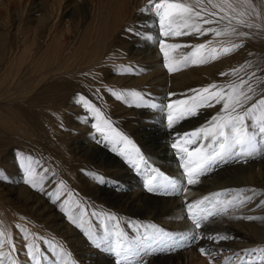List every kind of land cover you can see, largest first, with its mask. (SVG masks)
Returning a JSON list of instances; mask_svg holds the SVG:
<instances>
[{"label": "rangeland", "instance_id": "obj_1", "mask_svg": "<svg viewBox=\"0 0 264 264\" xmlns=\"http://www.w3.org/2000/svg\"><path fill=\"white\" fill-rule=\"evenodd\" d=\"M252 3L255 6V12L251 8L236 4L237 12L231 13L240 19L238 14L244 11L245 16L242 18L252 23L254 25L252 28L239 26L236 20H232L231 24L224 20L219 24L202 25V30L207 28L223 30L225 27L230 30L231 27H236L238 31L248 33L246 37L236 34L215 36L214 33L200 36L194 33L167 38L166 43L191 46L205 44L206 50L241 45L233 52L219 55L217 59L207 63L189 64L178 71L169 73L164 67V57L158 43L160 39L165 38L159 35L160 30L155 16L153 15L149 21H139L141 15H145L140 10L148 4V0H0V115L9 121L8 126L0 124V230H5L6 234L11 235L13 241L20 240L19 242L23 245L32 240L31 235L39 238L47 234L53 238L59 235L42 224L43 220L31 213L25 205V199L30 193L43 197L48 204H54V211L63 217H67L62 210L64 196H67L73 204L82 202V206L86 205L89 212L95 210L94 199L86 192V184L96 171L85 165L84 156L81 153H74L72 145L85 140L87 135L102 136V138L104 135L98 133L93 127L97 121L92 111L85 108L83 103H77L81 95L89 101L92 108L100 110L101 115L116 131L123 134L125 132L124 135L140 149L147 162L153 164L152 155H146L142 151V144L134 139L133 134L122 131V127L126 128V120L134 115L131 111L136 107L130 106L124 100H118L112 94L113 91L120 93L125 90H136L152 99V95L157 94L160 89L170 86L176 89L171 97L172 100H176L191 98L198 90L209 85H228L231 82L238 84L241 77L247 80L252 72L264 80V0H252ZM204 5L215 11L207 0H204ZM255 25L260 27L257 28ZM130 26L136 28L138 35L129 34L126 31ZM146 36L152 37L151 51L148 53L143 48L146 47L143 43L148 40ZM139 48H143V51ZM168 51L170 57L179 58L183 54H190L193 48L183 47L178 51L171 49ZM108 53L111 55L110 58H115L117 61L113 60L115 62L113 67L102 64L103 55ZM249 64L251 67L248 66ZM129 67L133 69V73L126 74ZM242 67L243 70L236 75H221V73H232ZM95 68L99 71L94 73ZM54 75L72 77L74 83L70 84L72 89L66 87V92L63 91L62 95H57L52 102H49L42 95L51 93L49 82L57 79L56 76V79L53 78ZM114 75H117L119 79ZM78 81L79 83L85 81V84L76 86L75 83ZM253 83L255 84V78ZM262 89L264 84L257 89V94L250 103L260 98ZM27 97L30 98L32 106L22 104ZM151 101L158 105L167 104L169 96L158 101ZM221 107L222 105L201 107L199 114L195 117L200 121H196L191 129L195 130L204 126L210 120L209 117L218 113ZM107 115H113L115 121ZM161 115L165 116L163 112ZM121 116L123 117L120 118ZM115 122H119L120 125L116 127L113 124ZM190 123L188 120L185 121V125ZM109 133L106 128L105 134L109 135ZM184 133L188 132L184 131ZM261 147L264 148V145ZM20 153L32 156L49 170L45 176L44 190L33 189L23 183V179L20 178L24 177L23 170L17 160ZM177 163L179 164V161ZM240 163L252 164L249 170L262 182V185L256 191V199L247 207L237 210L240 216L235 217L245 216L242 212L249 211L251 215L260 218L252 220V223L249 220L243 219V222L242 218L234 217L226 218V222H221L225 225L238 221L249 222V225H243L241 231L247 232L252 237L235 233V238L232 240L242 245L241 249L264 247V242L258 241L264 239V206L260 205V201L264 200V151L246 163ZM227 166L221 164L210 171L208 175L201 178L198 185L191 187L190 191H194L196 187H202L204 183L212 185L223 177L226 178L227 175L222 170H225ZM234 176L235 180L241 178L240 174ZM101 177L105 183L111 179L108 171H105ZM142 177L144 178L143 174ZM246 178L247 176L242 179ZM61 181L64 183L62 190L64 196L53 203L45 193L55 192ZM203 194L206 195V193ZM203 194L201 196H204ZM180 196L177 195L175 198ZM74 214H78V209H74ZM227 221L230 222L227 223ZM122 222L124 223L121 227L133 234V227H125V222L132 225L129 220L125 218ZM218 222L219 220H215L203 227L201 231L206 230L205 233L208 235L211 233L215 235L220 231L219 234L223 232L222 235L226 236L224 229H212ZM70 226L76 230V227ZM185 228L182 235L175 236L176 244L184 241L179 239L181 236L189 231H195L188 219ZM79 232H81L80 237L87 239L82 231ZM206 239L205 236L204 240ZM199 240L204 241L197 239ZM199 248L198 245L188 243L184 250L189 261L176 260L173 264H192L190 258L192 254L205 257L204 264H209L210 257L202 255ZM47 253L55 254V251L49 249ZM232 254L223 259L216 255L212 258L213 264H225L226 258ZM143 255L145 256L142 254V257ZM70 256L72 254L66 257ZM149 256L146 254V258ZM169 256L170 253L161 251V254L156 257L144 261L146 264H171L173 261L170 262ZM174 256L171 255V257ZM60 258L53 256L56 261Z\"/></svg>", "mask_w": 264, "mask_h": 264}, {"label": "snow or ice", "instance_id": "obj_2", "mask_svg": "<svg viewBox=\"0 0 264 264\" xmlns=\"http://www.w3.org/2000/svg\"><path fill=\"white\" fill-rule=\"evenodd\" d=\"M207 3L215 11L207 8L204 5V0H148V4L140 10L142 14H151L156 18L160 30L159 35L165 38L160 39L158 43L164 57V67L169 73L178 71L181 67L189 64L207 63L217 59L219 55L233 52L241 45L206 50L205 44L191 46L166 43L167 38L194 33L200 36L207 33H214L215 36L231 34L240 37L248 36V33L238 31L236 27H231L230 30L227 27L223 30L219 28L202 30V25L219 24L224 20H227L229 24L232 20H236V24L239 26L254 27L252 23H248L242 18L245 16L244 11L239 12L240 19L231 15V13L237 12L236 4L251 8L255 12L252 0H207ZM255 27L259 28L260 25H255ZM126 31L129 34L138 35L134 26H130ZM146 38L152 39L151 36H146ZM183 47H192L193 51L190 54H183L179 58L170 57L169 49L178 51ZM248 66L251 67L250 64ZM242 70L243 67L232 73H221V75H236ZM128 73H133L131 67L126 70V74ZM253 78H255V84ZM261 84H264V80L252 72L247 80L241 77L238 84L209 85L198 90L196 95L191 98L172 100L171 97L174 94L170 93L169 102L159 105L152 102L150 97H145L140 91L112 92L118 100H124L130 106L160 110L165 114L166 127L170 130L184 120L197 116L201 107L222 105L220 111L213 115L204 126L188 133L173 135L170 147L175 150L183 179L166 175L162 171L150 167L140 149L127 136L116 131L111 123L101 115L100 110L92 108L83 95L79 97L77 103H83L85 108L92 111L94 119L97 121L93 127L98 133L104 135L107 142L113 145V150L120 146V155L124 156L138 172L144 175V188L147 192L166 196L184 195L190 191L191 187L198 185L202 177L208 175L219 165L230 161L246 163L264 151V148L261 147L264 145V89L261 90L260 98L254 103H250ZM106 128L111 135L105 134ZM17 160L23 170V183L33 189L43 190L45 176L49 170L30 155L25 156L20 153ZM141 164H143V168H141ZM96 179L101 184L105 182L102 177L98 176ZM63 188L64 183L61 181L55 192L45 194L55 203L61 199ZM255 199V189H249L247 192L240 189H224L195 200H189L186 197L184 202L186 218L191 222L195 231H189L179 239L195 241L207 236V239L216 243L229 239L219 233L208 235L201 229L213 223L218 217L234 215L237 210L247 207ZM260 205L264 206V200L260 201ZM74 209H78V214H74ZM62 210L68 220L79 228L97 249L102 248L116 258L115 264H133L134 261L135 264H146L142 254L146 255L156 251V246L161 248L176 246L177 237L169 235L154 224L148 225L144 229V234L137 237L130 231H125L121 227L119 218L115 215L95 210L89 212L86 205L82 206V202L73 204L70 200L65 199L62 201ZM234 218L252 221L260 217L246 215ZM125 227H134V225L125 222ZM97 229L102 235L98 233ZM140 230L137 229V231ZM23 231L26 232V230ZM25 238H28L27 234ZM36 239H33L31 243H26L24 247L31 264H43L46 257H41L42 249L37 246ZM44 243L54 249L57 256L61 257L56 261V264H64V259L70 253H66L63 246L56 243L55 240H44ZM5 244L8 245V252L0 251V264H15L16 257L13 255L16 252L15 243L10 234H6L5 230H0V249H3ZM199 251L202 255L210 257L209 264H213L212 258L215 257L216 252L206 250L204 247H200ZM137 257H141V259L136 261ZM225 264H264V247L241 249L234 252L226 258Z\"/></svg>", "mask_w": 264, "mask_h": 264}, {"label": "bare ground", "instance_id": "obj_3", "mask_svg": "<svg viewBox=\"0 0 264 264\" xmlns=\"http://www.w3.org/2000/svg\"><path fill=\"white\" fill-rule=\"evenodd\" d=\"M152 16L153 15L151 14L141 15L139 21H149L151 20ZM151 44L152 43L150 42V39H148L147 42L143 43V45L146 46L143 47L144 50H147L146 53L151 51ZM143 48L139 49H142L141 51H143ZM110 56L111 55L109 53L103 55V66L105 64H108L107 66L110 67L115 66L113 64H115V62L117 61H115V58H110ZM125 60L127 61L128 59ZM93 71L95 73L98 72L99 69L95 68L93 69ZM55 76L56 75H54L53 78L56 79L57 77V79L54 82H52V80L51 82H49L51 93L42 95V97L49 102H52L57 95H62L64 93L63 91L66 92L67 88L72 87L70 84L74 83V79L72 77L66 78L67 75L66 77L64 75H57L56 77ZM114 77L119 79L117 75H114ZM83 84H85V81H83L82 83L81 81L80 83L79 81L78 83H75L76 86H83ZM58 90H61V93L59 92L60 94L58 92V94L56 93V91ZM175 91L176 89L171 88L170 86L164 87L163 89H160L157 94L152 95L151 100L158 101L162 98H167L170 93H173ZM22 104L32 106L30 103V98L28 97ZM131 112L134 113V115L126 120V128L122 127V131L124 132L125 130L129 132L130 135L132 133L134 139L142 144V151L146 155H152L151 159L153 160V164L148 163V165L162 171L166 175L183 179L180 163L176 164V162H178V158L175 154V150H173L170 145L172 143L174 134H183L184 131L190 132L192 130L191 127L195 125V122L200 120L195 119L196 116H194L184 120L182 123L176 125L174 129L170 130L166 127L165 116H162L161 111H159L158 109L136 107V109L132 110ZM87 116H89V114ZM107 116L108 118L115 121L113 115ZM122 117L123 116H121L120 118ZM187 120L191 122L190 125H185V121ZM0 124L8 126L9 121L6 117L0 115ZM113 124L116 127L120 125L119 122H115ZM109 135H111V133H109ZM119 147L120 146H117L116 150H113V145L102 138V136L87 135V138L85 140L80 141L79 143H77V145H72V150H74V153H81L84 156L85 165L89 168H92L93 171H96V174L92 176L91 180H89L86 184V192L89 193L90 196H92V198L94 199L93 201L96 206L95 211L105 214H113L119 218L121 224L124 223L122 222V220L127 218L130 224L134 225L133 234L137 237L144 234V229L147 228V226L150 224H154L157 227L162 228L171 236L175 237L177 235H182L186 229L185 224L187 221L184 208L186 197L189 200H195L202 198L203 196H201V194L203 193L210 194L213 192L222 191L224 189H240L245 192H247V190L249 189H255L256 191H258L260 189L259 187L262 185V182L254 177L252 171L249 170L252 164H241L240 161H230L228 163H223L228 165L225 170H222L226 173L227 177H221L222 179L215 184L211 185V183H204L202 187H196L194 191H189L187 192L188 194L181 195L179 198H175L177 195L166 196L162 194L149 193L144 188V178L142 177V173L138 172L137 169L133 167L125 157L122 158V156H120ZM141 168H143V164H141ZM105 171H108L111 179H108L110 181H108L107 183L104 182L103 184H101L96 179V177H101V175L104 174ZM236 174H240L241 178L235 180L234 175ZM245 176H247V178L242 179ZM20 178L23 179V176ZM61 196H64V194H61ZM64 197L65 199H67V196ZM25 205L29 208L31 213L35 214L37 217L43 220L44 223L42 224H44L48 229L59 233V235H55L54 238L53 236H50L48 234L44 237H41L43 239H36L39 237L34 235L30 236L32 240L28 241L27 243H31L33 239H36L37 246L41 247L43 251L41 257H46L43 260V264H56V260L53 259V256L56 255V253H47L48 250L52 248L48 247L44 243V240H55L56 243L61 244L64 249L67 248L65 252L72 254V256L66 257L64 259V264H115L116 258L112 254L104 251L102 248L97 249L94 245L90 244V242L87 240L88 238L86 239L85 237H80L79 235L81 234V232L79 231L81 230L77 228L73 223H71L67 217H63L56 213L54 211V204H48L43 197L38 196L34 193H30L25 199ZM110 209H112L113 211H111ZM259 210L260 209H258V211ZM242 214L245 216L251 215V212L246 211L244 213L242 212ZM235 216H240L237 211L234 213V215L229 214L228 216H221L216 218L215 220H219V222H226V218ZM219 222L218 224L216 223L215 228L212 229H224L223 231L226 232V236L229 237L228 241L224 240L216 243L212 240L207 239H203L204 241L184 240L181 243H177L174 248H161L160 246H156L157 250L151 252L149 254L150 256L147 258L146 255H143V260L156 257L157 255L161 254L162 251L163 253H170V262L173 261L171 264H173L176 260H180L183 262H185L186 260L189 261V257L186 255V252L184 250L188 243H193L194 245H198L210 251H214L216 252V255H219L221 257V259L234 252L240 251L243 246L237 244L234 239L232 240V238H235V233H241V235L249 236L250 234H248L247 232L241 231L243 225H249V222L243 223V220V222L238 221L228 225ZM228 222L230 221H227V223ZM187 224L189 227L188 222ZM70 225L76 227V230H73ZM137 229L141 230L137 231ZM218 233H220V231ZM19 241H14L16 246V252L13 254L16 257L15 264H31V261L28 258L27 251L24 247L25 245H23V243ZM258 241L264 242V239ZM52 250L55 251L54 249ZM0 251L8 252V245L4 246V248L0 249ZM180 253H183V255H180ZM171 255L175 256L171 257ZM202 257L203 256L201 255L192 254L190 256V258L192 259V264H204L205 257ZM140 259V257H137L136 261H139ZM133 264H135V261L133 262Z\"/></svg>", "mask_w": 264, "mask_h": 264}]
</instances>
